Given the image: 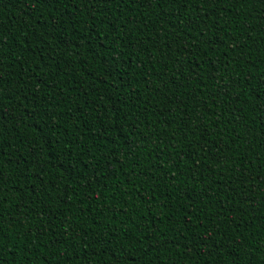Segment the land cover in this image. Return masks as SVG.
<instances>
[{
  "label": "trees",
  "instance_id": "1",
  "mask_svg": "<svg viewBox=\"0 0 264 264\" xmlns=\"http://www.w3.org/2000/svg\"><path fill=\"white\" fill-rule=\"evenodd\" d=\"M0 264H264V0H0Z\"/></svg>",
  "mask_w": 264,
  "mask_h": 264
}]
</instances>
